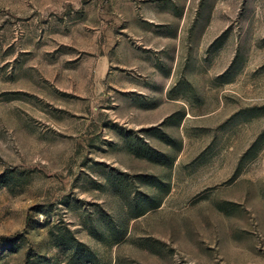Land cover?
I'll return each instance as SVG.
<instances>
[{"label": "rangeland", "instance_id": "374dc122", "mask_svg": "<svg viewBox=\"0 0 264 264\" xmlns=\"http://www.w3.org/2000/svg\"><path fill=\"white\" fill-rule=\"evenodd\" d=\"M0 264H264V0H0Z\"/></svg>", "mask_w": 264, "mask_h": 264}]
</instances>
